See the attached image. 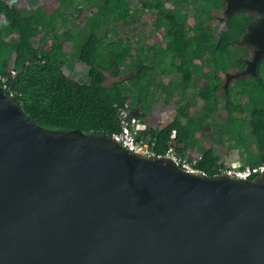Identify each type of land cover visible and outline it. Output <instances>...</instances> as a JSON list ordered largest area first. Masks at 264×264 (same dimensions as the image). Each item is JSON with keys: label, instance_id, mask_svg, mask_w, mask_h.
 <instances>
[{"label": "water", "instance_id": "95a60500", "mask_svg": "<svg viewBox=\"0 0 264 264\" xmlns=\"http://www.w3.org/2000/svg\"><path fill=\"white\" fill-rule=\"evenodd\" d=\"M0 264H264V170L45 127L0 85Z\"/></svg>", "mask_w": 264, "mask_h": 264}, {"label": "trees", "instance_id": "16d2710c", "mask_svg": "<svg viewBox=\"0 0 264 264\" xmlns=\"http://www.w3.org/2000/svg\"><path fill=\"white\" fill-rule=\"evenodd\" d=\"M200 1L143 0L144 9L154 12V22L148 36L133 42L119 35L136 17L131 0H0V74L11 77V87L22 93L17 97L25 112L45 127L111 136L121 129L120 110L129 102L147 122L146 134L157 137L159 153L167 152L176 129V152L202 153L201 169L222 172L226 162L215 147L221 138L200 141L199 135L201 129L211 134L220 129L235 139L229 149L251 148L241 166L264 163V54L255 72L239 73L247 61L237 51L246 46L253 54L245 38L261 13L250 8L228 12V0H203L210 6L191 13L189 4ZM72 6L77 7L71 14L78 21L62 31L58 20L66 22ZM36 38L40 46L34 45ZM66 41L73 44L70 53L64 49ZM72 58L88 67L89 81L65 72ZM108 71L116 77L110 83ZM159 73L175 76L165 85L168 100L177 89L183 94L192 87L205 100V118L212 115L214 121L197 116L183 121L186 110L181 104L171 120L150 121L152 87Z\"/></svg>", "mask_w": 264, "mask_h": 264}, {"label": "rangeland", "instance_id": "374dc122", "mask_svg": "<svg viewBox=\"0 0 264 264\" xmlns=\"http://www.w3.org/2000/svg\"><path fill=\"white\" fill-rule=\"evenodd\" d=\"M131 1L133 12L136 14V17L132 19V24L121 27L119 35L131 38L133 42H136L142 37V34L145 36L150 34L151 24L154 22V12H152L150 9H144L143 0ZM206 6H210V4L201 0L197 5L189 4L188 10L191 13H195L197 8H203ZM241 8L256 9L261 13V17L251 24L250 30L245 38L246 42L253 45V54L246 46H244V48H237V51L241 53L247 61V66L245 69H241L239 73H251L255 72L257 63L260 57L264 54V0H228V12ZM71 12L77 13V7L72 6L71 9L67 11L66 22L62 18H59L58 20V24L60 25V29L62 31L68 29L69 27L76 26L78 19L77 17L72 16ZM146 21L149 22L150 27L146 24ZM82 26V24L79 25L80 28ZM216 32H219L218 24H216ZM119 35H114V37L118 38ZM41 44L42 43L40 39L36 38L34 45L40 46ZM72 46L73 44L71 41H66L64 46L65 51L70 53ZM64 70L68 75L79 81H89L88 67L76 58H72L69 64L65 65ZM107 74L108 78L106 83H110L116 78L109 71ZM173 77L175 76L165 75L163 73H159L157 75L155 85L152 87V105L148 115L150 121L155 122L158 120V122L160 121L163 123L166 120H171L177 115V113H179L178 106L181 104L186 110V113L182 115L183 121H188L190 116H197L198 119L204 118L205 122H213L214 118L212 115H208L209 117L205 118V115L208 112L205 106V100L201 96L197 95L196 90L192 87H189L183 94L180 93L179 89H177V95L169 99L170 101L168 100L167 89L165 88V85L169 84ZM177 98H181V103L177 102ZM242 99L245 100L246 96L242 95ZM189 101H191V103H189ZM221 112L222 114H226L227 111L222 108ZM212 130H214V128H212ZM199 135L201 137L200 141H202L203 138H210L212 140L221 138L222 143L216 141L215 147L224 158L226 167L242 165L244 161L248 159V153L252 152L251 148L229 149V144L231 142H235V139H229L228 135L221 132L220 129H215L213 134H211L210 131H204L201 129L199 130Z\"/></svg>", "mask_w": 264, "mask_h": 264}, {"label": "built area", "instance_id": "2783aa9c", "mask_svg": "<svg viewBox=\"0 0 264 264\" xmlns=\"http://www.w3.org/2000/svg\"><path fill=\"white\" fill-rule=\"evenodd\" d=\"M11 76L14 78L16 70H12ZM10 78L7 75L0 74L2 83L0 84L3 89L10 95L22 96L21 92L13 89L10 85ZM18 98V97H17ZM121 129L115 131L111 136L117 139L120 143L126 147L150 155H170L178 164L190 171H202L199 162L203 158L202 153H196L191 155H183L176 152L172 139L177 136V130L173 129L171 133V140L169 141V147L165 154L157 151V137L151 134H146L148 124L140 116L138 111L130 109V104L127 102L120 110ZM264 170V163L246 166L233 165L231 167H225L222 172L233 174L241 178H251L260 174Z\"/></svg>", "mask_w": 264, "mask_h": 264}]
</instances>
